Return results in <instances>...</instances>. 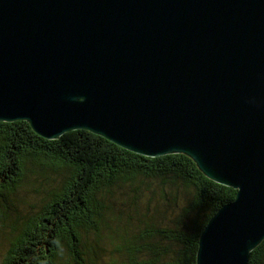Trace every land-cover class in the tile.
I'll return each mask as SVG.
<instances>
[{"label":"water","instance_id":"95a60500","mask_svg":"<svg viewBox=\"0 0 264 264\" xmlns=\"http://www.w3.org/2000/svg\"><path fill=\"white\" fill-rule=\"evenodd\" d=\"M183 154L236 190L196 264L264 240V0H0V122Z\"/></svg>","mask_w":264,"mask_h":264},{"label":"trees","instance_id":"16d2710c","mask_svg":"<svg viewBox=\"0 0 264 264\" xmlns=\"http://www.w3.org/2000/svg\"><path fill=\"white\" fill-rule=\"evenodd\" d=\"M235 195L183 154L146 157L87 130L46 140L27 122H0V264H196L202 231ZM248 264H264V240Z\"/></svg>","mask_w":264,"mask_h":264},{"label":"rangeland","instance_id":"374dc122","mask_svg":"<svg viewBox=\"0 0 264 264\" xmlns=\"http://www.w3.org/2000/svg\"><path fill=\"white\" fill-rule=\"evenodd\" d=\"M25 191V189H22L21 192ZM34 196V193H31V192H28L27 193V198H30V197H33ZM18 209L21 211V213H24L26 210H28V207L27 206H24L23 204H19L18 205ZM1 240H0V262L2 261L3 259V255H2V252L5 251L6 249V245L3 247V245H1ZM108 242H105L104 244H106ZM102 244V245H104ZM106 246V245H104ZM108 255H109V252H108ZM109 260V256L107 257H102V256H98L96 255V263L95 264H105V262H107Z\"/></svg>","mask_w":264,"mask_h":264},{"label":"bare ground","instance_id":"6f19581e","mask_svg":"<svg viewBox=\"0 0 264 264\" xmlns=\"http://www.w3.org/2000/svg\"><path fill=\"white\" fill-rule=\"evenodd\" d=\"M61 239V238H60ZM52 249V248H51ZM55 249V248H54ZM68 258V257H67ZM62 260V259H61Z\"/></svg>","mask_w":264,"mask_h":264}]
</instances>
